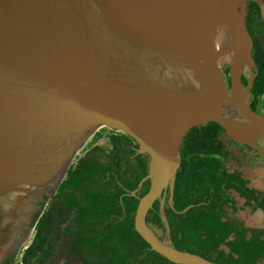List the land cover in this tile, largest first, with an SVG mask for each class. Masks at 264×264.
<instances>
[{
  "label": "water",
  "instance_id": "water-1",
  "mask_svg": "<svg viewBox=\"0 0 264 264\" xmlns=\"http://www.w3.org/2000/svg\"><path fill=\"white\" fill-rule=\"evenodd\" d=\"M248 1L264 19L262 0H0V261L28 240L32 214H42L106 127L148 156L147 174L124 194L149 181L134 214L138 235L174 264H216L171 246L164 199L168 193L173 208L179 149L191 128L214 122L234 144L260 148L264 116L248 107ZM220 62L230 67L229 94ZM156 200L166 240L145 221Z\"/></svg>",
  "mask_w": 264,
  "mask_h": 264
},
{
  "label": "trees",
  "instance_id": "trees-1",
  "mask_svg": "<svg viewBox=\"0 0 264 264\" xmlns=\"http://www.w3.org/2000/svg\"><path fill=\"white\" fill-rule=\"evenodd\" d=\"M245 26L254 62L248 107L258 114L264 108V19L254 1L246 4ZM222 71L224 86L230 89L229 68ZM240 82L248 85L244 76ZM222 134L219 125L207 122L191 128L182 139L173 208L168 205V193L164 199L169 241L179 251L216 264H258L264 261V228L246 227L237 213L242 208L264 212V192L249 187L241 172L229 170L230 152ZM101 138L107 147L96 144ZM228 144L235 145L231 140ZM137 147L130 137L106 127L95 132L42 214L35 217L32 238L17 263L174 264L152 251L134 229L138 198L149 188L145 181L135 196L124 195L148 171V156L137 154ZM231 190L244 199L242 208ZM159 209L156 200L145 221L162 232L159 239L163 240Z\"/></svg>",
  "mask_w": 264,
  "mask_h": 264
},
{
  "label": "crops",
  "instance_id": "crops-1",
  "mask_svg": "<svg viewBox=\"0 0 264 264\" xmlns=\"http://www.w3.org/2000/svg\"><path fill=\"white\" fill-rule=\"evenodd\" d=\"M226 146L230 152L227 161L229 170L241 172L242 176L248 180L249 187L264 192V159L260 157L262 155L264 158V145L259 149H254L259 152L258 154H254L246 148L234 147L229 144H226ZM251 149L253 150V148ZM232 161L234 163L230 165ZM237 217L244 222L246 227L264 228V212L261 210L253 211V214L249 216L247 221L239 213H237Z\"/></svg>",
  "mask_w": 264,
  "mask_h": 264
},
{
  "label": "rangeland",
  "instance_id": "rangeland-1",
  "mask_svg": "<svg viewBox=\"0 0 264 264\" xmlns=\"http://www.w3.org/2000/svg\"><path fill=\"white\" fill-rule=\"evenodd\" d=\"M219 64H220L221 68L228 67L229 68V72H230V67H229L228 64H226L224 62H220ZM250 71H251V73L253 72V67H251V66H250ZM239 75H240V77L241 76H244L247 79V81H248L249 73H248V70H247L246 66L242 70H240ZM240 85L242 86V84H240ZM226 90H227V93L229 94L230 93V89H226ZM259 115L260 116H264V110H263V112H260ZM250 119H251L250 117H247V119L244 122H247ZM220 138H221V140L224 143L228 144L229 139L227 138V136L225 134H222L220 136ZM96 144L99 145V146H102V147H107V142H106V139L105 138H101ZM259 144L260 145H264V138H262L259 141ZM81 153H82V151L77 155V157H79L81 155ZM233 163H234L233 161L230 162V165L233 164ZM235 199H236V202H237V206L240 207V208H242L244 201L241 200V199H239V198H235ZM238 213L246 221L249 219V216H251L253 214V212H251L248 208H242L241 210L238 211ZM155 232H156V234L158 236H161L162 235V232L160 230L155 229ZM164 240H166L165 236H164ZM18 256H19V254H17L16 260L18 259ZM16 260H15V263L14 264H18ZM258 264H264V261H261Z\"/></svg>",
  "mask_w": 264,
  "mask_h": 264
},
{
  "label": "flooded vegetation",
  "instance_id": "flooded-vegetation-1",
  "mask_svg": "<svg viewBox=\"0 0 264 264\" xmlns=\"http://www.w3.org/2000/svg\"><path fill=\"white\" fill-rule=\"evenodd\" d=\"M245 9H246V7H245ZM253 69H254V67H253ZM221 70H223V68H221ZM223 72V71H222ZM244 87V86H243ZM249 100H250V95H249ZM248 104H249V101H248ZM263 110H264V108L263 109H260L259 110V113L260 112H263ZM258 113V114H259ZM100 129V128H99ZM98 129V130H99ZM97 130V131H98ZM96 131V132H97ZM113 132H116V131H113ZM261 140V139H260ZM259 140V141H260ZM259 141H258V145H260L259 144ZM234 147H239V148H243V149H248V150H250V151H252L254 154H258L259 152L257 151V150H252L251 148H248V147H246V146H240V145H233ZM263 145H260V147H262ZM82 151V150H81ZM260 155V154H259ZM260 157L262 158V159H264L263 157H262V155H260ZM42 203L41 202H38V205H41ZM37 215H39V213L38 212H35L34 214H32V216H31V218H30V225H33V222H34V219H35V217L37 216ZM40 216V215H39ZM33 231H34V229H33ZM32 235H33V232H32V234H31V236L28 238V240L27 241H24V242H22V241H19V242H17L13 247H12V249H10L9 251H8V253L5 255V257L0 261V264H14L15 263V260H16V258H17V254H19V256H20V254L22 253V251H23V249L29 244V242H30V240H31V238H32ZM18 256V257H19ZM17 262H18V259L16 260Z\"/></svg>",
  "mask_w": 264,
  "mask_h": 264
},
{
  "label": "bare ground",
  "instance_id": "bare-ground-1",
  "mask_svg": "<svg viewBox=\"0 0 264 264\" xmlns=\"http://www.w3.org/2000/svg\"><path fill=\"white\" fill-rule=\"evenodd\" d=\"M244 65V63L242 64V66ZM248 117H250L251 119H252V117L251 116H248Z\"/></svg>",
  "mask_w": 264,
  "mask_h": 264
}]
</instances>
